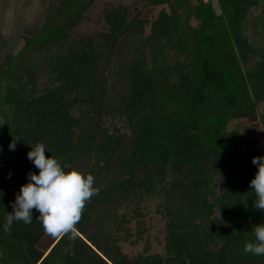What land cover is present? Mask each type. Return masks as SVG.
I'll list each match as a JSON object with an SVG mask.
<instances>
[{"label": "trees", "instance_id": "1", "mask_svg": "<svg viewBox=\"0 0 264 264\" xmlns=\"http://www.w3.org/2000/svg\"><path fill=\"white\" fill-rule=\"evenodd\" d=\"M95 1L50 0L43 25L26 37L17 54L7 55L0 63V264H148L142 257L128 260L118 246L110 245V234L87 233V229L98 221L92 214L99 203L117 206L130 196H139L153 187V179L166 180L168 170L174 175L170 188L178 187L180 192L177 219H171L169 230L175 249L164 264H264V256L243 251L245 242L255 239L253 227L264 222V212L253 206L250 188L257 171L252 158L264 155V149L256 148L251 137L228 128L231 120L255 113L264 80V46L254 47L244 26L249 6L259 0H219L221 13L209 0L196 4L152 0L169 3L172 13L163 10L152 22L147 38L150 56L165 61L167 49L180 34L181 50L186 49L190 62H177L174 68L162 63L161 74L153 75L142 64L145 41L142 49L136 50V59L116 74L117 83L119 79L126 83L127 94L120 95L116 83L107 91L103 72L112 59L128 65L124 48L130 39L124 34L136 27V18L129 11L111 9L106 13L111 28L100 34L101 42L93 38L86 43L79 36L72 37V27L89 17ZM181 9L186 14L180 13ZM192 17L200 21L198 26H191ZM158 38L160 47L155 44ZM251 53L253 58H261L245 70ZM170 73L178 79L169 80L166 74ZM45 78L58 80L65 90L74 89L79 95L83 87L95 85L96 89L83 92L87 108L79 116L62 107L53 125L45 117L50 115L49 108L32 97ZM47 85L42 90L48 89ZM120 109L132 133L125 141L104 122L105 118L115 119ZM17 116L21 125L15 131L12 121ZM72 127L79 130L75 138ZM13 139L16 149L10 150ZM36 142L44 143L61 164L70 163V168H79L93 154L97 157L93 166H83H87L86 174L94 175L99 192L85 203L87 209L74 230L59 233L49 251L37 246L44 229L36 218L31 224L13 220L10 226L7 220L13 211L11 202L27 182L28 172H38L32 163H26L25 156L28 143ZM242 144L244 151L238 149ZM50 154L46 151V156ZM99 160L104 162L102 167ZM221 169L233 180H244L243 195L235 200L236 193L227 186L224 197L232 228L219 233L210 227V234L207 229L201 233L192 222L199 206L207 204L209 178ZM189 202V207L195 203L196 211L188 215ZM174 205L168 206L170 211ZM33 215H38L35 209ZM207 236L223 240L221 246L212 250L205 243ZM150 264H163L162 257L155 256Z\"/></svg>", "mask_w": 264, "mask_h": 264}, {"label": "rangeland", "instance_id": "2", "mask_svg": "<svg viewBox=\"0 0 264 264\" xmlns=\"http://www.w3.org/2000/svg\"><path fill=\"white\" fill-rule=\"evenodd\" d=\"M190 1L193 4H196L199 0ZM209 1L213 3L217 13H221L219 0ZM49 2L50 0H0V63L7 55L17 54L24 46L26 37L30 36L43 25L47 16ZM111 9L129 11L131 17L136 18V27H133L130 31H127L124 34H127L126 37L128 40L130 39L128 45L124 48L127 52L125 60L128 62V65H123L120 61L112 59V62L108 65V67H106V69H104V72L102 70L106 77L105 78L103 75L102 79L107 80V83L105 84L108 92L116 83V93L118 95L127 94L126 83L120 79L117 83L116 74H120V71L124 72L121 69L125 66H129L130 62L136 59L135 57L138 55L136 53L138 51L136 50L139 48L142 49L145 41L148 42L147 38L151 33L152 22L158 18L160 12L164 10L168 14H171L172 9L169 3L159 4L153 2L152 0H96L90 6L89 17L81 20L77 23V25L72 27V37L79 36L80 38H83L86 43L93 38H96L97 42H101L102 38L100 34L108 32L111 28V24L106 18L107 11ZM179 11L183 15L186 14L183 9ZM189 23L191 26L195 27L200 24V21L192 17ZM244 26L245 34L248 36V39L252 42L253 46L263 47L264 0H259L257 4H251L249 6ZM181 37L182 36H180V34H177V37H174V41H172L174 42V46L167 49L168 57L165 58V61H154L149 52L151 50L149 47L150 44L149 42H146V51L142 50V52H145L144 55H142V58L144 59L142 64L144 67L152 71L153 75H157L159 73L161 74L162 63L172 68H174V65L177 62L184 65L188 64L190 62V57L188 52L186 53V49L181 50ZM164 40H167V37ZM160 41L161 38H158L155 42L158 47H160ZM101 45L102 47H105L103 42ZM260 58L261 56L259 55L253 58L251 53L249 63L246 65L245 70L255 66L256 61ZM166 76L171 81L178 79V75L176 76L173 73L166 74ZM42 83V87L40 85L39 90L34 92L32 97L38 98L39 103L47 106V109L49 108L48 111L50 115H45V117H47L48 121L52 124L57 119V115L59 113L58 111L62 107V109L66 108L71 115L75 117L79 116L82 110L87 108L86 98L84 96L85 93L83 92L89 89H96L95 85L94 87H83V91H81V95H79L74 89H72V91H69V89L65 90L63 84L58 80L54 81L45 78ZM46 84H48V89L42 90ZM48 91L50 94H48L49 98L47 100L45 97ZM258 94H260L259 99L255 98L257 99L255 113L250 116L239 117L231 120L228 124V128L229 130H239L244 135L252 138L256 148L264 149V80ZM113 109L116 110L115 108ZM112 113H110L111 116ZM125 118L126 115L123 110H121V114L118 113L115 119H104V122L110 131L114 134L118 133L122 138H124V141L125 138H131L132 136L130 128L124 124L125 121L123 122ZM12 122L16 131L21 125L18 116ZM72 131V136L75 138L79 133V130L77 127H72ZM30 147L31 146L29 145L27 152L30 150ZM245 148V144H242L238 149L240 151H244ZM27 152H25L26 158H28ZM90 157L89 161L84 159V164L87 163L86 165H90L91 167L95 164L97 157H95L94 154ZM87 159H89V157H87ZM1 161L2 160H0V162ZM26 163L30 164L32 162L27 159ZM69 164L70 163H65L62 165L69 166ZM103 164V160H99L98 165L102 167ZM83 165L79 166L78 169L86 174L87 166ZM103 173V170H101L102 175ZM173 177L174 175L172 171L168 170V173H166V180L161 181L160 179H153L152 188L149 190L144 189L143 193L139 196L135 197L134 195L128 197L127 201L118 202L117 206L115 205L116 203L113 202H107L102 205L99 203L97 211L92 214L93 219L95 218L96 221L97 217L98 221L94 222L95 224L93 227H88L87 233H92L93 231L97 233V231H99V234H110V245L118 246L120 251L125 254L128 260H134L135 258L142 257L143 259H146L148 264H150L155 256H161L162 263L164 264L165 257L173 254L175 249V247L170 243V238L173 235L169 232V230L171 219H177V204L179 203L177 195L180 191L178 187H176L174 191H172V187L170 188L169 182L173 179ZM226 181L230 182L227 184ZM209 182L210 184L206 195V198L208 199L207 204L205 207H202V205L199 206L197 211L198 216L195 221L191 220V222L194 221L192 223L198 226V231L201 233L202 230L207 229L210 234V227L217 228L218 232L221 233L224 228H232V219H230L231 216L228 214L230 213L229 206L228 204L225 205L227 199L224 197L225 189L227 186H232L233 191L236 193L234 195V199L237 200L241 195H243L241 193L244 191V180H233L229 178L225 169H221V171H217L212 178H209ZM12 191L13 186L11 187V192ZM171 194L177 197V200L171 199L173 198V196H170ZM182 201L185 202L184 199ZM170 204H176L172 206L171 211L169 210L170 208H168ZM189 204L192 203H188V215L193 214L196 208L195 203H193L191 207H189ZM86 209L87 206L85 205L82 212ZM33 219H35L34 215ZM15 221L20 222V220ZM188 229H190V227ZM202 235L203 234H200L199 236ZM59 237L60 235L58 234L53 236L44 231L37 243V246L44 251H49ZM206 240L207 241L205 243H207L212 250H217L223 242L220 238L216 239L210 237L209 239V236L206 237ZM185 258L186 260L189 259L188 257Z\"/></svg>", "mask_w": 264, "mask_h": 264}, {"label": "clouds", "instance_id": "3", "mask_svg": "<svg viewBox=\"0 0 264 264\" xmlns=\"http://www.w3.org/2000/svg\"><path fill=\"white\" fill-rule=\"evenodd\" d=\"M28 144L31 147L27 157L38 172L29 171L27 182L20 186L15 200L11 202L13 211L7 218L8 225L13 220L31 224L35 209L38 213L35 218L47 234L71 233L81 218L85 203L99 192L94 186V175H85L78 168L62 165L42 142ZM9 148L15 150V139L10 142ZM46 151L51 154L46 156ZM252 164L257 166L250 181L254 193L253 206L264 212V155L254 156ZM252 231L255 239L246 241L243 251L253 256H264V222L256 224Z\"/></svg>", "mask_w": 264, "mask_h": 264}]
</instances>
